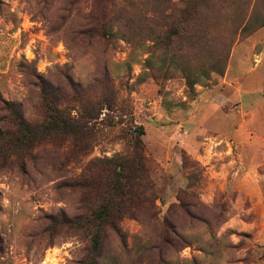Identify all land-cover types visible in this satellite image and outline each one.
Returning a JSON list of instances; mask_svg holds the SVG:
<instances>
[{
    "label": "rangeland",
    "instance_id": "obj_1",
    "mask_svg": "<svg viewBox=\"0 0 264 264\" xmlns=\"http://www.w3.org/2000/svg\"><path fill=\"white\" fill-rule=\"evenodd\" d=\"M189 4L184 32L180 0H0V129L15 106L44 123L42 88L97 115L84 152L0 141V264H95L86 233L47 217L81 214L70 185L139 128L155 207L107 231L96 264H264V0Z\"/></svg>",
    "mask_w": 264,
    "mask_h": 264
},
{
    "label": "trees",
    "instance_id": "obj_2",
    "mask_svg": "<svg viewBox=\"0 0 264 264\" xmlns=\"http://www.w3.org/2000/svg\"><path fill=\"white\" fill-rule=\"evenodd\" d=\"M182 5V31H187L196 12L190 10L191 0H180ZM252 16H247L246 24L242 31L247 29ZM259 27L264 26V20ZM196 32V31H194ZM179 34V33H178ZM194 83H190L192 87ZM44 96L48 116L44 123L27 124L18 106L12 109L13 120L10 127L0 129V141H4L11 150L21 148H34L35 144L53 139L54 135L64 136L71 144L73 150L84 152L86 146L94 140V135L87 126V122L97 119V115L86 112L83 120L72 119L63 109H59L50 101V94L46 89H41ZM109 107V105H104ZM143 129L139 128L132 136L133 151L131 154H118L111 158L104 157L90 162L89 170H85L75 179L71 188L81 194V214L69 218L63 211L47 217L50 227L65 228L67 230L86 233L90 240L88 254L90 261H98V252L102 238L107 231L119 236V223L124 218L145 219L147 215L141 210L154 209L150 191L153 185L149 175V163L145 156L144 145L141 136ZM33 145V146H32ZM89 148V147H88ZM149 194V195H148ZM2 242L0 239V254H2ZM89 261V260H87Z\"/></svg>",
    "mask_w": 264,
    "mask_h": 264
}]
</instances>
